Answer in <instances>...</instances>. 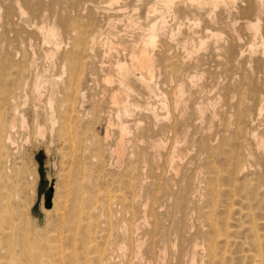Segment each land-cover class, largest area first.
<instances>
[{
  "label": "rangeland",
  "instance_id": "obj_1",
  "mask_svg": "<svg viewBox=\"0 0 264 264\" xmlns=\"http://www.w3.org/2000/svg\"><path fill=\"white\" fill-rule=\"evenodd\" d=\"M146 1L120 0L119 9L108 0H0V264H256L255 249L264 259V144H257L264 141V65L228 39L225 23L238 9L203 0L178 20L167 18L151 48L158 54L151 90L121 80L116 62L130 64L147 37ZM43 23L59 25L62 39L73 26L101 37L86 57L69 40L50 59ZM63 53L78 60L68 90ZM243 75L251 78L248 92L238 87ZM76 87L85 95L81 108ZM117 91L121 101L111 102ZM48 97L57 102L56 123ZM61 97L75 101L68 121L57 112ZM213 222L229 229L227 245L214 243Z\"/></svg>",
  "mask_w": 264,
  "mask_h": 264
},
{
  "label": "bare ground",
  "instance_id": "obj_2",
  "mask_svg": "<svg viewBox=\"0 0 264 264\" xmlns=\"http://www.w3.org/2000/svg\"><path fill=\"white\" fill-rule=\"evenodd\" d=\"M97 1V0H96ZM109 2H111V3H113L115 6H117V8H119V9H121L122 7H123V9H125L124 7L126 6V4H123V5H119L118 3H120V0H108ZM150 1V0H149ZM210 3H212L214 6H216V5H218L219 4V2H220V0H208ZM222 1H225L224 2V4H223V6L225 7V9H228L229 10V13H230V9L231 8H233L234 6L238 9V11H237V16L236 15H234L233 17H231L230 19H228L227 21H226V23H225V26H226V28H227V30H228V36H229V40L230 41H234V42H236L237 43V45L239 46V48H242V47H244V46H246V49H243V50H248V52L249 53H253V54H255L257 57H256V60H258L259 62H261L263 65H264V3H262L261 2V0H222ZM16 2V1H15ZM147 2V13H146V19H150L149 20V23H148V27H147V37L145 38V39H143L142 40V46L140 47V48H137L136 47V49L135 48H133L132 50H131V52H130V64H127V62H125V63H119V62H116V65L115 66H117L116 67V69H117V71L119 72V71H121V72H119V73H121V77H122V79L121 80H123V79H130V77H133V79H135L137 82H139L141 85H144L147 89H149V90H151V88L153 87L152 86V81H150L151 79H152V77H153V75H154V69H155V64H156V62L158 61L157 60V58L155 57V56H158V54L156 55L155 54V56H154V54H153V52H152V49H153V45H154V43H155V41H156V38L157 37H160L159 35H163L164 34V32H163V30H164V27H166V22H167V18L169 19V18H172V20L174 19V20H178V18H179V15L180 14H184L185 12H187V11H190V9H192V8H194L195 6H198V5H201L202 4V2H203V0H152V3L150 2V4H149V2L148 1H146ZM146 2H144V3H146ZM98 3V2H97ZM110 3V4H111ZM205 4L204 5H206V2H204ZM208 3V2H207ZM109 4V3H108ZM117 4V5H116ZM238 4H239V6H238ZM84 6V5H83ZM134 6H136V5H134ZM210 6V5H209ZM11 8V7H10ZM127 8V7H126ZM134 8V7H133ZM118 9V10H119ZM98 10V9H97ZM134 10H135V8H134ZM198 10V9H197ZM234 10V9H233ZM21 11V10H20ZM23 12V11H22ZM188 13V12H187ZM78 18V17H77ZM187 18V17H186ZM47 22H49V21H47ZM69 22V21H68ZM75 23V22H74ZM120 23V22H119ZM178 24V23H177ZM77 25V24H76ZM133 25V24H132ZM35 27V26H34ZM36 28V27H35ZM129 28V27H128ZM178 28H179V25H178ZM131 29V28H130ZM38 30H39V32L41 33V35H42V37H43V39L42 40H44V41H46V43H48V44H50L51 45V47L52 48H50L49 50H48V52H46L47 54V57H50V59H52V58H54L56 55L58 56V55H60V49H61V47H62V45L65 43V44H68L69 43V40H71L72 41V43H73V47H74V49H75V51L76 52H81V53H84L85 54V56L84 57H86V55H87V51H88V48H89V46H88V44L89 43H93V41L95 40V38L98 36H96L94 33L92 34V35H89L88 34V29H80V26H73V27H71L69 30H67V34H70V36L68 37L67 36V38H66V42H64V40L63 39H65V38H63L62 39V36H61V29H60V26L59 25H57V24H55V23H43L42 25H40L39 27H38ZM167 30V29H166ZM178 30V29H177ZM171 31V30H170ZM95 32V31H94ZM106 32V31H105ZM176 33V32H175ZM178 33V32H177ZM91 34V33H90ZM97 34H98V32H97ZM99 34H101V33H99ZM107 34V33H106ZM166 35V34H165ZM214 35V34H213ZM96 36V37H95ZM164 36V35H163ZM225 36V35H224ZM99 37V36H98ZM101 37V36H100ZM99 37V38H100ZM98 38V39H99ZM97 39V38H96ZM103 40H105V39H103ZM4 42V41H3ZM96 42V41H95ZM94 42V43H95ZM106 42V41H105ZM14 43V42H13ZM93 43V44H94ZM97 43V42H96ZM104 43V42H103ZM201 44H203L202 42H201ZM8 45V44H7ZM100 45V44H99ZM104 45H105V43H104ZM3 46V45H2ZM13 46V45H12ZM17 46V45H16ZM92 46V45H91ZM227 46V45H226ZM71 47V46H70ZM109 47H111V46H109ZM19 48V47H18ZM22 48V47H21ZM152 48V49H151ZM245 48V47H244ZM6 51V50H5ZM4 51V52H5ZM62 51V50H61ZM64 51V50H63ZM154 51V50H153ZM25 53V52H24ZM243 53H244V51H243ZM247 54V53H246ZM2 55V54H1ZM25 55H26V53H25ZM67 54H65V53H63L62 54V56H60L59 58H61V62H60V65L62 66V69H63V73H64V71H65V69H68V79H67V81H65V83H64V81H63V84L64 85H66V89H67V87H70L69 85L71 84V82H72V80H73V78H76V76L74 77V72H73V69H74V67H73V62L72 61H78L77 59H70V58H68L67 56H66ZM79 55H81V54H79ZM241 55V54H240ZM239 55V56H240ZM107 56H109L108 55V53H107ZM252 57V56H251ZM250 57V58H251ZM79 58V57H78ZM82 58V57H81ZM235 58V57H234ZM240 58V57H239ZM49 59V58H48ZM112 59V58H111ZM159 59V58H158ZM80 60V59H79ZM255 61V60H254ZM247 62V61H246ZM56 63V62H55ZM75 63V62H74ZM115 63V62H114ZM113 63V64H114ZM239 63V62H238ZM14 64V63H13ZM259 64V63H258ZM49 65V64H48ZM129 65V66H128ZM38 66V65H37ZM61 66H59V67H61ZM173 66V65H172ZM247 67V66H246ZM258 67V66H257ZM34 68H36V67H34ZM263 68V67H262ZM115 69V68H114ZM115 69V70H116ZM118 69H120V70H118ZM250 69V68H249ZM135 70H138L140 73H139V75L138 76H136L135 74L136 73H133ZM263 70H264V68H263ZM162 71V70H161ZM118 72H116V73H118ZM249 72V71H248ZM62 73V74H63ZM118 73V75H120ZM59 74V73H58ZM245 74V73H244ZM44 75V74H43ZM64 75V74H63ZM189 75V74H188ZM109 76V75H108ZM254 76V75H253ZM62 77V76H61ZM60 77V78H61ZM187 77V76H186ZM250 77H252V76H250ZM38 78H40V77H36V80L38 79ZM59 78V79H60ZM240 78H241V76H240ZM42 79V78H41ZM40 79V80H41ZM46 80L48 79V77L47 78H45ZM45 79H43V80H45ZM53 79V78H52ZM52 79H49V80H51L50 82L52 83V81L54 80H52ZM55 79H57V78H55ZM63 79V78H62ZM118 79H119V77H118ZM189 79V78H188ZM191 79V78H190ZM189 79V80H190ZM238 79H239V77H238ZM45 80V81H46ZM105 80L107 81V82H110V77H107L106 76V78H105ZM114 80V79H113ZM117 80V79H116ZM218 80V79H217ZM237 80V79H236ZM262 80V79H261ZM38 81V80H37ZM37 81H35L36 83L35 84H33V92L35 93V94H38V89H39V85H38V82ZM42 81V80H41ZM48 81V80H47ZM57 81V80H56ZM56 81L54 80V82H55V85H57L56 84ZM62 80L60 79V82H61ZM118 81V80H117ZM124 81V80H123ZM40 82V81H39ZM53 82V83H54ZM58 83H59V81H57ZM67 82V83H66ZM119 82V81H118ZM129 82V81H128ZM136 82V83H137ZM177 82V81H176ZM234 82V81H233ZM237 82V81H236ZM41 83V82H40ZM39 83V84H40ZM42 83H43V81H42ZM102 83V82H101ZM121 83H123L122 81H121ZM121 83H120V85H121ZM125 83V82H124ZM123 83V84H124ZM130 83V82H129ZM67 84H68V86H67ZM77 84V83H76ZM109 84V83H108ZM122 84V86H124ZM125 84H127V83H125ZM233 84V83H232ZM231 84V85H232ZM256 84V83H255ZM46 85V84H45ZM119 85V84H118ZM237 85V84H236ZM126 87H127V85H125ZM244 86H247V89H246V92H248V91H250L249 89H251L252 90V86L253 85H251V78H248V77H246L245 75H243V77L240 79V82L238 83V87H239V89L240 88H243V90L246 88H244ZM56 87V86H55ZM54 87V88H55ZM118 87V86H117ZM126 87H122V88H125L126 89ZM128 87H129V85H128ZM119 88V87H118ZM130 88V87H129ZM145 88V89H146ZM50 89V88H49ZM59 89V88H58ZM62 89V88H61ZM70 89H73L72 91H71V93H73L72 95L74 96H79V97H81L82 98V102H81V104L79 105V107L81 108L82 106H83V102H84V94L82 93V92H80V89H79V87L77 88H70ZM115 89V88H114ZM124 89V90H125ZM211 89V88H210ZM227 89H229V88H227ZM40 90V89H39ZM63 90V89H62ZM68 90V89H67ZM113 90V89H112ZM111 90V91H112ZM257 91H258V88L256 89ZM55 91V90H54ZM61 91V90H60ZM126 91L128 92L129 91V89H126ZM182 91V90H181ZM254 91V90H253ZM50 92V91H49ZM121 91H117V92H113L112 93V95H110L111 96V98L110 99H112V101L111 102H114V103H118V101L120 100L121 101V99H122V96H120V93ZM242 92H244V91H242ZM62 93V92H61ZM129 93H131V89H130V91H129ZM135 93V92H134ZM174 93V92H173ZM172 93V94H173ZM178 93V92H177ZM180 93V92H179ZM230 93V92H229ZM49 94V93H48ZM160 94V93H159ZM182 94V93H181ZM234 94V93H233ZM246 94V93H245ZM256 94H258V93H256ZM9 95V94H8ZM40 95V94H39ZM51 95V94H50ZM174 95V94H173ZM236 95H238V94H236ZM33 96V95H32ZM64 96H65V94H64ZM71 96V95H70ZM235 96V95H234ZM249 96V95H248ZM57 97V96H56ZM69 97V96H68ZM174 97V96H173ZM181 97V96H180ZM230 97L232 98L233 96L232 95H230ZM261 97V98H260ZM35 98V97H34ZM55 98V97H54ZM62 98V97H61ZM66 98V97H65ZM72 98V97H71ZM177 98V97H176ZM227 98V97H226ZM234 98V97H233ZM248 98V97H247ZM258 98L264 103V92H263V94L260 92V94H258ZM63 99V98H62ZM73 99V98H72ZM77 99V98H76ZM173 99V98H172ZM252 99V98H251ZM39 100V99H38ZM47 102H48V106H49V111L51 112V116H50V119H51V121H53V123L55 122V120H57V119H59V118H57V119H55V116L56 115H54L55 114V111H56V108H55V106L53 107V105H54V103L56 102V100L54 101V100H52V98L51 97H48L47 98ZM181 100V99H180ZM185 100V99H184ZM239 100V99H238ZM250 100V99H249ZM257 101V100H256ZM36 102V101H35ZM174 102V101H173ZM177 102V101H176ZM255 102V101H254ZM57 103V102H56ZM55 103V104H56ZM80 103V102H79ZM228 103V102H227ZM231 103V102H230ZM245 103V102H244ZM258 103H260V102H258ZM149 104V103H148ZM243 104V103H242ZM237 105V104H236ZM235 105V106H236ZM260 105V104H259ZM263 105V104H262ZM36 106V105H35ZM164 106V105H163ZM238 106H239V104H238ZM151 107V106H150ZM256 107V106H255ZM258 107V106H257ZM261 107H263V106H261ZM131 108V107H130ZM149 108V107H148ZM245 108V107H244ZM259 108V107H258ZM163 109H164V107H163ZM166 109V108H165ZM238 109V108H237ZM260 109V108H259ZM126 110V109H125ZM228 110V109H227ZM234 110H236V109H234ZM241 110V109H240ZM245 110V109H244ZM261 110V109H260ZM16 111V110H15ZM49 111H48V113H49ZM58 111H62V112H64L65 113V116H64V120H66V118H68L69 120L72 118V116H66V114H68V112L70 111L71 113H72V111H77L76 109H75V101H72L71 99H63V101L62 102H59V107L57 108V112ZM184 111V110H183ZM182 111V112H183ZM202 111V110H201ZM59 112V113H60ZM62 112H61V114H62ZM155 112V111H154ZM236 112V111H235ZM258 112V111H257ZM264 112V111H263ZM59 113H56V114H58L59 115ZM239 113V112H238ZM244 113V112H243ZM256 113V112H255ZM261 114V113H260ZM16 115V114H15ZM237 115V114H236ZM244 115V114H243ZM258 115V114H257ZM48 116V115H47ZM61 116V115H60ZM59 116V117H60ZM89 116V115H88ZM260 116V115H259ZM57 117V116H56ZM76 117V116H75ZM74 117V118H75ZM237 117H239V116H237ZM246 117H247V114H246ZM14 118V117H13ZM24 118V117H23ZM245 118V117H244ZM259 118V117H258ZM62 119V120H63ZM68 119L66 120V121H68ZM126 119V118H125ZM182 119V118H181ZM237 119V118H236ZM247 119V122H248V117L246 118ZM262 119V118H261ZM1 120V119H0ZM60 120V119H59ZM170 120V119H169ZM242 120V119H241ZM254 120V119H253ZM2 121V120H1ZM24 121V120H23ZM227 121V120H226ZM238 121V120H237ZM12 122H13V120H10V121H8V124H7V122H6V125L8 126V127H12L13 125H12ZM57 122V121H56ZM55 122V123H56ZM64 122V121H63ZM62 122V123H63ZM239 122V121H238ZM254 122V121H253ZM13 123H15V122H13ZM52 123V122H51ZM52 123V124H53ZM61 123V124H62ZM229 123V122H228ZM234 123V122H233ZM241 123V122H240ZM256 123H257V121H256ZM23 124H24V122H23ZM64 124H65V122H64ZM150 124V123H149ZM239 124V123H238ZM242 124V123H241ZM245 124H247V123H245ZM262 124V123H261ZM3 125L5 126V124H1L0 123V134H1V131H2V128H3ZM25 125V124H24ZM63 125V124H62ZM120 125V124H119ZM135 125V124H134ZM237 125V124H236ZM257 125H259V124H257ZM239 126V125H238ZM243 126V125H242ZM107 127V126H106ZM237 127V126H236ZM36 128H37V126H36ZM245 128V127H244ZM249 128V127H248ZM13 129V128H12ZM40 129H42V126L40 127ZM135 129V128H134ZM236 129V128H235ZM255 129H257V128H255ZM234 130V129H233ZM240 130V128L238 129V131ZM242 130V129H241ZM184 131V130H183ZM182 131V132H183ZM40 132H42V130H40ZM236 132V131H235ZM244 132V131H243ZM250 132V131H249ZM259 132V131H258ZM258 132L256 133L257 135H258ZM124 133V132H123ZM253 133V132H252ZM255 133V132H254ZM261 133H263V132H261ZM260 133V134H261ZM41 134V133H40ZM210 134V133H209ZM234 134H236V133H234ZM245 134V133H244ZM207 135V134H206ZM230 135V134H229ZM237 135V134H236ZM246 135H247V133H246ZM253 134H250V136H252ZM255 135V134H254ZM257 135H256V138H257ZM261 135H263V134H261ZM260 135V136H261ZM219 136H220V134H219ZM240 136H241V134H240ZM176 137V136H175ZM231 137V136H230ZM249 137V136H248ZM264 137V136H263ZM6 138H8V139H10V134H7L6 135ZM232 138V137H231ZM251 138V137H250ZM261 138V141H262V137H260ZM260 138H259V140H260ZM71 140V139H70ZM229 140V139H228ZM264 140V139H263ZM10 141V140H9ZM158 141V140H157ZM238 141V140H237ZM255 141V140H254ZM141 142V141H140ZM221 142V141H220ZM244 142V141H243ZM90 143V142H89ZM235 142H233V144H234ZM230 144H231V142H230ZM237 144V143H236ZM235 144V145H236ZM241 144H242V142H241ZM241 144L239 145V146H241ZM258 145H261V144H264V141H262V142H259V143H257ZM256 144V145H257ZM155 145V144H154ZM232 145V144H231ZM226 146V145H225ZM230 146V145H229ZM233 146V145H232ZM263 146V145H262ZM234 147V146H233ZM243 147V146H242ZM175 148V147H174ZM203 148V150H204V147H202ZM201 148V149H202ZM250 148V147H249ZM254 148V147H253ZM260 148V147H259ZM261 149V148H260ZM115 152H116V155H117V158L118 159H120V158H124V146H123V142H122V140L120 139L118 142H117V144H116V148H115V150H114ZM225 151V150H224ZM227 152V151H226ZM234 152V151H233ZM235 153V152H234ZM237 153V152H236ZM225 154H227V153H225ZM238 154V153H237ZM248 155V154H247ZM239 156V155H238ZM237 155H236V158L238 157ZM208 157V156H207ZM240 157V156H239ZM249 157V156H248ZM227 158V157H226ZM230 160V159H229ZM236 160V159H235ZM261 160V159H260ZM123 161V160H122ZM263 162V161H262ZM235 163V162H234ZM233 163V164H234ZM238 163V162H237ZM232 165V164H231ZM235 165V164H234ZM256 165V164H255ZM258 165H259V163H258ZM257 165V166H258ZM263 167H264V165H263ZM244 168H245V165H244ZM249 168V167H248ZM258 168V167H257ZM233 169H234V167H233ZM254 169V168H253ZM235 170V169H234ZM263 170H264V168H263ZM174 171V170H173ZM178 171V170H177ZM228 171V170H227ZM239 172H240V170H239ZM255 172H257V171H255ZM254 172V174L256 175V173ZM259 173V172H258ZM258 173H257V175H258ZM239 174V173H238ZM261 174H262V170H261ZM263 175V174H262ZM231 176V175H230ZM229 176V177H230ZM232 177V176H231ZM234 177V176H233ZM244 177H247V175L246 176H244ZM210 178V177H209ZM190 179V178H189ZM229 180H230V178H229ZM263 181V180H262ZM229 182V181H228ZM262 188V187H261ZM218 190H216V192H217ZM124 193H126V192H124ZM104 195V194H103ZM246 196V195H245ZM227 200V199H226ZM230 202V201H229ZM122 203V202H121ZM231 206V205H230ZM249 207V206H248ZM247 207V208H248ZM88 208V207H87ZM246 208V207H245ZM246 208V209H247ZM72 210H73V208H72ZM78 210V209H77ZM249 211H250V207H249V209H248ZM252 210V209H251ZM46 211V210H45ZM49 211V210H48ZM76 212V211H75ZM241 212V211H240ZM246 212V211H245ZM73 213V212H72ZM211 213V212H210ZM246 213H248V212H246ZM136 214V213H135ZM248 214H250V212L248 213ZM251 214H252V211H251ZM66 215V214H65ZM226 215V214H225ZM244 215H245V213H244ZM74 216H76V215H74ZM228 216V215H227ZM226 216V217H227ZM250 216V215H249ZM253 216V215H252ZM71 217V216H70ZM215 217V216H214ZM224 217V216H223ZM82 218V217H81ZM136 218H137V216H136ZM229 218V217H228ZM247 218V217H246ZM248 218H250V217H248ZM71 220H72V218H70ZM210 219V218H209ZM226 219V218H225ZM231 219V218H230ZM105 220V219H104ZM217 220V219H216ZM253 220H254V217H253ZM77 220H75V222H76ZM213 221H215L214 219H213ZM218 221V220H217ZM227 221V220H226ZM248 221V220H247ZM247 221H245V222H247ZM251 221H252V219H251ZM95 222V221H94ZM136 222V221H135ZM249 222V221H248ZM254 222V224H256L255 223V221H253ZM263 222H264V220H263ZM72 223H73V221H72ZM217 223V222H216ZM215 222H213L212 224H210L211 225V227H212V229H214V230H216V231H212L213 233L215 232L216 234H215V238H216V240L214 241V243L215 244H218L219 245V243H222V244H226V243H228V234H226V233H228L227 231L229 230H227L226 232H224V230H223V232L224 233H222L221 231H218L219 230V227H218V229H217V224H216ZM226 223H228V222H226ZM226 223H224V225L226 224ZM243 224H244V222H242ZM250 223V222H249ZM74 224V223H73ZM209 225V226H210ZM247 225V224H246ZM154 226V225H153ZM220 226H221V224H220ZM227 226H229V225H227ZM226 226V227H227ZM75 227V226H74ZM222 227V226H221ZM221 227H220V229H221ZM252 227H254L253 226V224H251V228H250V226H249V228L252 230ZM255 227H257L256 225H255ZM82 228V227H81ZM224 227H222V229H223ZM228 228V227H227ZM231 228H233V227H230V229ZM250 230V231H251ZM254 230H256L255 228H254ZM258 230V229H257ZM96 231V230H95ZM253 231V230H252ZM230 232V231H229ZM232 232H233V230H232ZM255 232V231H254ZM258 232V231H257ZM235 233H236V231H235ZM251 233V232H250ZM253 233V232H252ZM100 234V233H99ZM210 234V233H209ZM212 234V233H211ZM210 234V235H211ZM233 234V233H232ZM258 234H260V233H258ZM253 236H256L254 233L252 234ZM230 236V235H229ZM232 236H234V235H232ZM261 236V235H260ZM231 237V236H230ZM259 237V236H258ZM233 238V237H232ZM101 239V238H100ZM208 239V238H207ZM211 239V238H210ZM231 239V238H230ZM254 239H256V238H254ZM233 240V239H232ZM104 241V240H103ZM254 241H256V240H254ZM73 242V241H72ZM75 242V241H74ZM207 242V241H206ZM259 242H260V240H259ZM94 243V242H93ZM100 243V242H99ZM239 243V242H238ZM257 243H258V241H257ZM257 243H255V244H257ZM264 243V242H263ZM213 243L211 242V244H208V248L210 249H208L209 251H211L212 249H211V247L212 246H215L214 244L212 245ZM221 244V245H222ZM232 244H233V242H232ZM55 245V244H54ZM227 245V244H226ZM258 245V244H257ZM261 245V244H260ZM99 246V245H98ZM225 246V245H224ZM224 246H222V247H224ZM259 246V245H258ZM263 246V245H262ZM66 247V246H65ZM87 247V246H86ZM93 247V246H92ZM228 247L229 246H227V250H228ZM253 247H255V246H253ZM58 248V247H57ZM71 248V247H70ZM207 248V247H206ZM215 248V247H214ZM213 248V249H214ZM218 248V247H217ZM231 248V247H230ZM256 248V247H255ZM255 248H253V249H255ZM70 250V249H69ZM68 250V251H69ZM75 250V249H74ZM220 250V249H219ZM224 250V249H223ZM256 250V249H255ZM255 250H254V253H255ZM262 250V248L259 250V251H261ZM214 251V250H213ZM222 251V250H221ZM224 251H226V250H224ZM262 251H264V250H262ZM59 252V251H58ZM66 252V251H65ZM91 252V251H90ZM218 252V251H217ZM216 252V253H217ZM257 252L258 251H256V254H257ZM85 253V252H84ZM89 253V252H88ZM92 253V252H91ZM213 253V252H212ZM215 253V252H214ZM222 253V252H221ZM224 253V255H225V252H223ZM231 253V252H230ZM253 253V254H254ZM262 253V252H261ZM260 253V254H261ZM208 254H209V252H208ZM218 254H220V252L218 253ZM217 254V255H218ZM227 254V253H226ZM250 254V256H251V259L253 258V260L254 261H256V264H264V259H263V255H260V254H258V257H257V255H253V254H251V253H249ZM263 254V253H262ZM72 255V254H71ZM216 255V256H217ZM221 255V254H220ZM219 255V256H220ZM223 255V254H222ZM107 256V255H106ZM105 256V257H106ZM209 256H210V254H209ZM218 256V257H219ZM247 256H248V254H247ZM250 256H248V257H250ZM70 257V256H69ZM221 257V256H220ZM222 257H224V256H222ZM63 258V257H62ZM100 258H101V256H100ZM213 258V257H212ZM71 259V258H70ZM86 259V258H85ZM223 262H224V260L222 259V258H220ZM3 260V259H2ZM103 260V259H102ZM218 260V259H217ZM5 261V260H4ZM55 261V260H54ZM53 261V262H54ZM73 261V260H72ZM214 261V260H213ZM216 261V260H215ZM228 261V260H227ZM253 261V262H254ZM52 262V263H53ZM58 262V261H57ZM211 262V261H210ZM258 262V263H257ZM65 263V262H64ZM214 264H215V262H213ZM219 263V262H218ZM222 262L220 261V264H221ZM243 263V262H242ZM4 264H5V262H4ZM53 264H55V263H53ZM67 264V263H66Z\"/></svg>",
  "mask_w": 264,
  "mask_h": 264
},
{
  "label": "water",
  "instance_id": "obj_3",
  "mask_svg": "<svg viewBox=\"0 0 264 264\" xmlns=\"http://www.w3.org/2000/svg\"><path fill=\"white\" fill-rule=\"evenodd\" d=\"M47 201H50V196L48 197ZM33 212H36V209H33Z\"/></svg>",
  "mask_w": 264,
  "mask_h": 264
}]
</instances>
